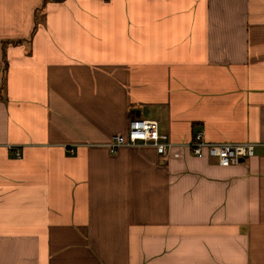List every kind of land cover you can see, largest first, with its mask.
Here are the masks:
<instances>
[{
  "label": "crops",
  "instance_id": "obj_1",
  "mask_svg": "<svg viewBox=\"0 0 264 264\" xmlns=\"http://www.w3.org/2000/svg\"><path fill=\"white\" fill-rule=\"evenodd\" d=\"M0 264H264V0H0Z\"/></svg>",
  "mask_w": 264,
  "mask_h": 264
},
{
  "label": "built area",
  "instance_id": "obj_2",
  "mask_svg": "<svg viewBox=\"0 0 264 264\" xmlns=\"http://www.w3.org/2000/svg\"><path fill=\"white\" fill-rule=\"evenodd\" d=\"M147 145L154 146L159 154L173 157H180L181 149L187 148L193 155L213 158L221 165L237 164L255 154L254 142L207 141L203 131L196 132L188 142H175L160 130L157 120L141 117L131 118L127 132L115 135L109 143L112 152L122 146Z\"/></svg>",
  "mask_w": 264,
  "mask_h": 264
}]
</instances>
